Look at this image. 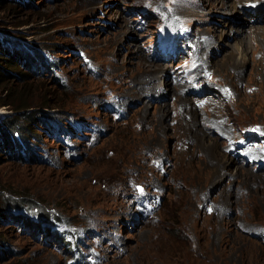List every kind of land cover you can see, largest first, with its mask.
<instances>
[{
  "label": "rangeland",
  "instance_id": "1",
  "mask_svg": "<svg viewBox=\"0 0 264 264\" xmlns=\"http://www.w3.org/2000/svg\"><path fill=\"white\" fill-rule=\"evenodd\" d=\"M2 48L0 264H264V0H0Z\"/></svg>",
  "mask_w": 264,
  "mask_h": 264
},
{
  "label": "trees",
  "instance_id": "2",
  "mask_svg": "<svg viewBox=\"0 0 264 264\" xmlns=\"http://www.w3.org/2000/svg\"><path fill=\"white\" fill-rule=\"evenodd\" d=\"M3 51H5L3 48L0 49V61H3L6 65H8L11 68L16 67L17 64H16V62H14V60L12 58H5L6 56H2V55H7V54H4ZM0 69L4 70L3 68H0ZM19 74H22V73L20 72ZM0 76H3V72H1V71H0ZM16 133H17V131H16Z\"/></svg>",
  "mask_w": 264,
  "mask_h": 264
},
{
  "label": "bare ground",
  "instance_id": "3",
  "mask_svg": "<svg viewBox=\"0 0 264 264\" xmlns=\"http://www.w3.org/2000/svg\"><path fill=\"white\" fill-rule=\"evenodd\" d=\"M220 6H222V4ZM228 115H229V120L232 121L234 117L230 116L229 113H228ZM248 151H249V154H251V150H248ZM176 160H177V158H176ZM182 172H186V171H183V170L178 171V173L176 174V179H177L176 181H180V180H183L185 178V174ZM134 174L138 175L139 172L136 171Z\"/></svg>",
  "mask_w": 264,
  "mask_h": 264
},
{
  "label": "snow or ice",
  "instance_id": "4",
  "mask_svg": "<svg viewBox=\"0 0 264 264\" xmlns=\"http://www.w3.org/2000/svg\"><path fill=\"white\" fill-rule=\"evenodd\" d=\"M141 191H142V189H141Z\"/></svg>",
  "mask_w": 264,
  "mask_h": 264
}]
</instances>
